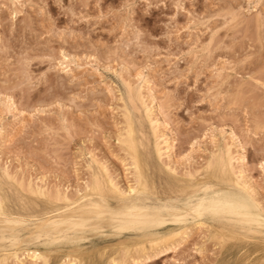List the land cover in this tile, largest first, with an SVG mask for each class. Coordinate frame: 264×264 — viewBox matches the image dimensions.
Listing matches in <instances>:
<instances>
[{
	"label": "rangeland",
	"instance_id": "obj_1",
	"mask_svg": "<svg viewBox=\"0 0 264 264\" xmlns=\"http://www.w3.org/2000/svg\"><path fill=\"white\" fill-rule=\"evenodd\" d=\"M12 2L0 0L6 5L0 9V93H10L18 109L15 119L0 117V170L7 165L12 177L9 180L0 171V194L12 216L54 210L60 203L56 192H66L70 200L81 195L91 161L102 181L104 168L121 190L135 187L137 179L154 189L155 199L143 207L159 209L167 219L168 214L179 215L172 209L182 205L165 203L176 199L170 189L215 183L204 171L213 153L224 149L235 156L232 135L246 141L248 125L254 130L264 115V89L257 83H264L261 0H251L257 9L244 12L246 19L239 25L228 23L231 13L241 6L247 9L249 0H179L181 11L172 6L176 0H151L147 15L143 0H59L63 8L57 7V0H19L25 7L15 9V19ZM128 3L136 5L131 13L118 11ZM61 52L71 62L67 73L54 63L62 58ZM29 79L36 82L32 89ZM238 94L241 106L232 109ZM57 101L61 107L55 106ZM169 140L175 144L170 160L162 148ZM243 155L250 182L259 189L260 161H254L251 147ZM36 185L43 192L35 191ZM109 205L115 209L117 200H109ZM96 225L104 231L87 230L78 244L36 242L38 230L27 224L5 225V240L15 238L23 248L44 253L49 264L73 259L81 264H132L143 261L144 255L149 256L144 264H264L263 248L252 244L238 225L186 224L188 239L178 241L176 254L160 253L159 248L128 254L121 249L149 235L147 230L114 232L104 220ZM63 231L57 228L52 236L59 240ZM4 248L12 245L0 243V251ZM37 263L41 264L29 258L22 261Z\"/></svg>",
	"mask_w": 264,
	"mask_h": 264
},
{
	"label": "snow or ice",
	"instance_id": "obj_2",
	"mask_svg": "<svg viewBox=\"0 0 264 264\" xmlns=\"http://www.w3.org/2000/svg\"><path fill=\"white\" fill-rule=\"evenodd\" d=\"M143 5L145 8V14L147 15L148 10L153 7L151 0H143ZM160 5L157 4L156 7ZM177 9V11L182 10V5L179 0L172 5ZM6 5L0 4V9L5 8ZM17 7L23 8L25 5L20 4L19 0H13L11 5V14L12 18L15 19ZM57 7L63 8V5L60 4L57 0ZM71 7V6H70ZM136 7L134 3L122 4L118 11H123L128 9L129 13L131 10ZM264 8V0H261V4L258 6ZM257 6H254L249 0L247 9L243 6L239 8L237 12H232V20L229 21V24L239 25L245 21L243 15L244 12H253L256 11ZM67 11V10H65ZM101 19H103V13L101 14ZM174 19V17L172 18ZM262 28H264V12H260L258 17ZM124 23L127 25L128 19L125 17ZM228 25L226 24L225 27ZM139 36L140 34L137 33ZM262 47H264V42H262ZM61 57L66 61L68 58L64 52L60 53ZM51 59V58H48ZM59 70L64 73L68 72V68L63 61H54ZM43 75V74H42ZM250 78V77H249ZM137 79H141L140 74H137ZM260 87L264 89V83H260ZM27 86L29 89H32L36 86V82L28 80ZM5 87H8L6 84ZM23 88L24 86L21 85ZM12 91H15L13 88ZM70 101L69 103H71ZM204 103L203 100L199 101ZM56 107H61L59 101H57ZM241 106L239 94L233 98V101L230 105V108L236 109ZM18 111L17 105L11 98L10 93H0V117L11 116L13 119L16 118L15 113ZM37 112L42 113L43 109L37 108ZM20 116H24V112L19 113ZM35 115V113H33ZM244 115H248L247 109L244 111ZM208 133L205 132V138H207ZM248 139L246 141H239L236 137H233L235 142V147L237 148V153L235 156L228 151L226 153H213V159L209 160L208 167L206 170L207 173H210L215 180V183L211 181H204L200 184H197L195 187L190 186H181L179 190L176 188L170 189L171 194L176 197L174 200H168L166 204L172 205H182L177 209H172L180 213L176 218L166 221L170 223H183V224H192L197 227H205V222H220L224 225H238L242 230L249 232H255L264 237V115L261 116L260 120L256 122L255 129L253 130L250 125H248L247 132ZM213 146L215 147L216 140L213 137ZM257 142L259 146V151L257 152ZM198 141H193L192 146L195 147ZM252 148L253 153L256 155L253 157L254 161L258 159L259 162V171H260V185L261 187L257 189L253 182H250L248 178V173L245 170V160H244V150L246 148ZM255 163L253 164V170L255 169ZM2 174L7 177L9 180H12V177L8 175L7 165H5ZM176 175V173H173ZM197 176L200 174L197 173ZM194 177L189 175L188 180L194 181ZM111 188L112 198L117 200V207L111 209L107 207V197L105 196V187L97 181L96 185L88 189L98 193L97 199L99 204L92 205L93 208L99 209L103 206L104 211L97 215V219H100L101 216L106 217L113 229L114 232H125V231H137L145 227L149 222L155 224L159 222L157 216H147L145 215L149 211L157 212L158 209H149L143 207L142 205H147L155 199L153 196V190H149L146 185H143L142 182L138 179L135 187L129 185L127 191H122L117 188L111 181L108 182ZM85 188H88V185L85 184ZM257 192L260 195H257ZM91 201V197H87ZM59 201V193H57V202ZM7 200L3 195H0V219H3L6 223H12L9 221L5 215V205ZM70 203V202H69ZM65 212L68 209H64ZM141 213V214H137ZM89 215L94 213L89 212ZM33 219H36L33 217ZM19 222V221H15ZM41 225L35 240L39 242L41 239L51 240L53 244L60 243H69V244H78L80 239H82L83 234L87 230L102 231L98 226L93 227L91 221L86 220H71L63 221L64 231L60 233V239L57 240L52 236V231H55V226L51 222H46L41 219L38 221ZM52 231H49V229ZM44 232H48V235H43ZM7 235V229L0 227V243H7L15 246L18 244V241L15 238H9L5 240ZM175 235H180L176 233ZM188 239V233H185V240ZM201 239L207 240L206 236H201ZM201 257L205 255V250L202 245L198 246ZM197 248L194 247L193 251H196ZM169 251H174L173 248H169ZM32 258L34 260H42L43 264H49L48 260L40 257L39 253L33 254ZM0 264H8L7 260H0ZM22 264V262H21ZM67 264V262H66ZM71 264H81L80 261L73 260ZM115 264V261L113 262ZM138 264V262H134ZM181 264V262H177Z\"/></svg>",
	"mask_w": 264,
	"mask_h": 264
},
{
	"label": "bare ground",
	"instance_id": "obj_3",
	"mask_svg": "<svg viewBox=\"0 0 264 264\" xmlns=\"http://www.w3.org/2000/svg\"><path fill=\"white\" fill-rule=\"evenodd\" d=\"M68 58V57H67ZM54 60V59H52ZM57 59H55L56 61ZM59 61H63L65 63L66 66H68L69 69V64H71V62L68 60H64V58L62 57ZM55 66V65H54ZM53 66V67H54ZM57 66V65H56ZM56 66L54 67V69L56 68ZM223 66V65H222ZM51 67V66H50ZM52 67V68H53ZM226 68V67H224ZM223 68V69H224ZM58 69V68H57ZM220 69V68H219ZM221 70V69H220ZM69 71V70H68ZM63 72V71H61ZM218 74V73H217ZM149 75V74H148ZM217 76V75H216ZM218 77V76H217ZM220 77V76H219ZM150 78V77H149ZM147 90V89H146ZM152 91V90H151ZM150 92V91H147ZM151 94V92H150ZM155 94V93H154ZM213 95V94H212ZM150 96V95H149ZM152 96V94H151ZM156 96V95H155ZM214 96V95H213ZM151 98V97H150ZM215 98V97H214ZM155 97L152 96V101H154ZM151 100V99H150ZM151 102V101H150ZM155 102V101H154ZM156 103V102H155ZM160 109V108H159ZM162 110H160L161 112ZM21 118V117H20ZM66 122V121H65ZM163 122V121H162ZM166 122V121H165ZM164 122V123H165ZM164 126V125H163ZM125 131V130H124ZM167 132V131H166ZM124 133V132H123ZM156 133V132H155ZM230 133V132H229ZM232 133V132H231ZM155 135V134H154ZM157 136V135H155ZM173 136V135H172ZM120 137V136H119ZM122 137V136H121ZM125 137V136H124ZM122 137V138H124ZM158 137V136H157ZM235 137L232 135V138ZM231 138V139H232ZM120 140V139H119ZM163 141V140H162ZM165 141V140H164ZM234 141V140H233ZM120 142V141H119ZM160 143V142H159ZM176 143V142H175ZM235 143V142H234ZM7 145V144H6ZM164 145V147H162ZM161 147L164 148V154L167 155V157H171V153L173 150V147L175 144H173V141L166 142L164 143ZM157 147V146H156ZM159 148V147H158ZM158 148H155V153H156V157L157 159L160 158V154ZM162 152V151H161ZM218 153H225V159H226V153L227 151L224 149H219ZM127 157V156H126ZM163 157V156H162ZM169 157V160H170ZM210 157V156H209ZM188 158V157H187ZM161 160V159H160ZM190 160V159H189ZM245 160V159H244ZM92 162V161H91ZM91 162H88L87 168L89 171V176H88V181H87V185L88 188L86 189L85 186L83 187L84 190L82 192L81 195H78V197H76L75 199L70 200L69 196L66 192H56L55 193V200L57 201V193H59V201L60 202L54 210H51L50 212L47 211V213H43V214H39V215H32V216H12L10 214H8L5 210V215L7 216L9 221H13L12 223H6L3 219H0V227H4L5 225H35V228L39 231V229L41 228V225L38 223L39 220L43 219L46 222H51L52 225L55 226V229L57 228H64V224L63 221H71V220H86V221H91L92 225L94 226V224L96 223H101L102 220L104 221H108V219L106 217L101 216L100 219H97V215H100V213H102L104 211L103 206H101L99 209L93 208L92 205L94 204H99V200L97 199L98 193L93 192V191H89L88 189L93 188L97 181H99L106 189L107 193H105V196L107 197L106 203H107V207L111 208L109 205V200H116L114 198H112V193H111V188L109 186V181H111L116 187L117 185L115 183L117 182H113L109 177V173L107 174L105 169L103 168V173L106 176V180L102 181L101 177L95 172V170L92 168ZM175 162V161H174ZM93 163V162H92ZM173 164V163H172ZM101 166V165H100ZM171 166V165H170ZM173 166V165H172ZM171 166V167H172ZM106 168V167H105ZM137 168V167H136ZM169 168V166H168ZM132 169V167L130 168ZM162 169V168H161ZM3 170V169H2ZM107 170V169H106ZM245 170L247 171L246 168V161H245ZM135 171V170H134ZM169 171V170H168ZM10 172V171H9ZM174 172V171H173ZM170 172L169 174L173 173ZM133 173V172H132ZM138 173V172H137ZM248 173V171H247ZM9 175V174H8ZM109 177H108V176ZM137 175V174H136ZM186 175V174H184ZM19 176V175H18ZM134 177V175H132ZM187 177V176H186ZM248 178L250 180V176L248 174ZM138 180V179H137ZM253 180V179H251ZM135 181V179H134ZM212 181V180H211ZM214 183V182H213ZM86 184V183H85ZM29 185V184H28ZM42 186V185H41ZM31 187V186H30ZM120 187V186H119ZM117 187V188H119ZM36 189H34L37 192H43L42 187H40L39 185L35 186ZM129 188L126 187L124 189H122V191H127ZM32 189V187H31ZM121 189V187L119 188ZM46 191V190H44ZM64 191V190H63ZM79 191V190H78ZM78 191H76V193H78ZM88 191V193H87ZM36 192V193H37ZM81 192V191H80ZM171 193V191H170ZM259 193V192H258ZM1 195V194H0ZM46 196V195H44ZM87 197H91V201H89V199H87ZM48 198V197H47ZM50 199V197H49ZM48 200V199H47ZM70 202V203H69ZM177 208V207H176ZM64 209H68L67 212L64 211ZM151 209V208H149ZM155 209V208H152ZM170 210V209H169ZM92 212L94 213L93 215H89L88 213ZM137 214H141V213H137ZM168 214V213H167ZM52 215V216H51ZM145 215L147 216H157L159 219L158 223H151L149 222L145 227H143V229L147 232L149 235L144 236L141 240H139L138 242L132 244V245H128L126 247H123L121 250L124 252H128V251H134L137 250L136 252H140V253H144L146 250H155L157 248H159V252L160 253H164L167 250H169V248H173L174 251H171L172 253L177 252L178 250V246L180 244V242L178 241H182L183 242V237L185 236V233L188 231V228H186V224L183 223H170V222H166V221H170L174 218H176V216L178 215H174L171 213V215L168 214L169 219L165 218V215L162 214V212L158 209L157 212H152L149 211L148 213H146ZM51 216V217H50ZM33 217H35L36 219H33ZM15 221H19L18 223ZM103 223V222H102ZM174 224V227H170L167 228L169 225ZM181 224V225H180ZM97 226V225H96ZM228 226H233V225H228ZM95 227V226H94ZM14 228V227H13ZM163 228V229H162ZM25 229V228H24ZM105 229V228H104ZM107 229V228H106ZM105 229V230H106ZM111 229V227H110ZM109 229V230H110ZM157 229H162V232L160 234H153L154 230ZM52 230L51 228L49 229V231ZM103 230V229H102ZM14 231V230H13ZM104 231V230H103ZM113 231V230H112ZM12 232V231H11ZM24 232V231H23ZM107 232V231H106ZM128 232V231H126ZM244 232V236L250 240H254V242H251L252 244H254L255 246L259 245L261 246L263 249V255L260 258L261 263H264V237H262L261 235H259L258 233L255 232H249L246 230H243ZM17 233V231H16ZM176 233H179L180 235H175ZM96 234V233H95ZM102 235V234H101ZM117 236V235H116ZM247 239V240H248ZM19 240V239H18ZM19 243V241H18ZM20 244V243H19ZM19 244H16L15 246L12 245V249H2L0 251V260H7V261H11V264H21V262L26 258L30 259L31 263H36V262H40L41 264H43L42 260H34L32 258L33 254L39 253L40 257H42L43 259L46 260V255L42 252H39L38 250H31L29 247H22ZM48 244V243H47ZM183 244V243H182ZM248 245V244H247ZM46 246V245H45ZM47 247V246H46ZM258 249V248H257ZM46 251V250H45ZM135 252V251H134ZM131 253V252H130ZM133 253V252H132ZM131 253V254H132ZM152 253V252H151ZM129 254V252H128ZM127 254V256H128ZM139 254V253H138ZM165 254V253H164ZM176 254V253H175ZM125 255V254H124ZM161 255V254H160ZM126 256V257H127ZM134 256H136L134 254ZM152 256V255H151ZM123 257V256H122ZM142 257V256H141ZM153 257V256H152ZM131 259V258H130ZM149 259V256L144 255V260L143 261H138V260H133L131 263L134 264V262H138V264H144V262H147V260ZM78 261V259H73ZM72 260V261H73ZM127 260V259H125ZM66 262V261H65ZM38 264V263H37ZM71 264V261L68 263ZM124 264V263H122Z\"/></svg>",
	"mask_w": 264,
	"mask_h": 264
}]
</instances>
